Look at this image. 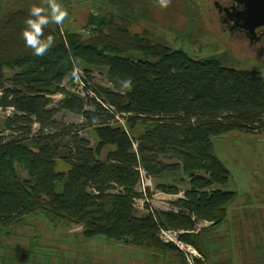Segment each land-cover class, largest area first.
I'll use <instances>...</instances> for the list:
<instances>
[{
  "label": "trees",
  "instance_id": "obj_1",
  "mask_svg": "<svg viewBox=\"0 0 264 264\" xmlns=\"http://www.w3.org/2000/svg\"><path fill=\"white\" fill-rule=\"evenodd\" d=\"M90 1L97 12L81 32L56 24L44 30L56 44L43 56L33 55L22 36L30 9L4 12L0 1V112H7L0 117V230L41 216L52 226L80 227L81 239L169 252L180 261L183 253L157 234L159 228L184 231L180 241L197 254L191 261L204 264L200 237L225 222L234 199L220 188L229 172L212 138L264 135V75L223 67L216 57L192 58L148 29L133 32L148 12V0ZM73 63L85 75L104 73L112 89L91 88L84 79L85 96L75 93ZM127 79L131 91L122 89ZM86 92L126 115L123 125ZM56 95L62 97L57 102ZM63 111L82 118L78 128L92 131L95 146L76 127L55 120ZM59 162L66 172L57 171ZM167 175L187 180L183 192L169 184L154 187L167 195L182 193L170 203L178 211L149 212L153 206L144 204L146 214L136 216L137 202L154 191H140L142 177L151 183Z\"/></svg>",
  "mask_w": 264,
  "mask_h": 264
},
{
  "label": "rangeland",
  "instance_id": "obj_2",
  "mask_svg": "<svg viewBox=\"0 0 264 264\" xmlns=\"http://www.w3.org/2000/svg\"><path fill=\"white\" fill-rule=\"evenodd\" d=\"M0 1L4 12L30 9L42 2ZM58 2L69 12L63 26L70 31L81 32L87 17L97 12L96 5L90 0ZM147 2L148 12L131 27L133 32L141 33L148 29L156 39L163 40L172 49L183 50L192 58L216 57L223 67L256 70L264 75V46L252 50L246 42L228 38L215 21L214 0H171L167 8L160 7L157 0ZM9 72L5 71L6 74ZM83 75L91 88L112 89L104 73L93 70ZM61 98L60 95L53 97L55 102ZM6 114L0 112V117ZM55 120L63 126L76 127L80 130L79 136L88 140L90 146H95L92 131L78 128L84 124L81 117L63 111L56 115ZM36 130L34 126L33 131ZM212 144L216 157L229 172L228 184L220 188L234 193V199L225 222L205 229L200 237L206 256L204 264H264V135L259 132H229L212 138ZM161 161L179 164L175 159L163 158ZM67 169L65 164L58 163L57 171L66 172ZM17 171L19 176H26L19 168ZM156 183L174 185L183 192L188 188L186 178L167 175L147 186L154 190L150 198L151 208L177 212L178 208L170 203L183 198V194L161 193L154 189ZM140 204L141 201L137 203L136 216L146 214ZM201 225L205 224L198 226ZM80 234L81 228L74 225L58 222L52 226L46 224L41 216L26 217L19 226L0 230V264H188L184 258L180 261V257L170 256L169 252L153 253L99 239H81ZM195 262L194 259L192 264Z\"/></svg>",
  "mask_w": 264,
  "mask_h": 264
},
{
  "label": "clouds",
  "instance_id": "obj_3",
  "mask_svg": "<svg viewBox=\"0 0 264 264\" xmlns=\"http://www.w3.org/2000/svg\"><path fill=\"white\" fill-rule=\"evenodd\" d=\"M162 8H167L171 0H157ZM69 12L58 0H42L41 5H34L29 10L28 18L25 20V28L22 32L23 39L28 48L35 56L45 55L50 48L56 44L53 35L45 37V29L50 24L63 25L68 18ZM122 89L131 91V79L122 82Z\"/></svg>",
  "mask_w": 264,
  "mask_h": 264
},
{
  "label": "flooded vegetation",
  "instance_id": "obj_4",
  "mask_svg": "<svg viewBox=\"0 0 264 264\" xmlns=\"http://www.w3.org/2000/svg\"><path fill=\"white\" fill-rule=\"evenodd\" d=\"M215 21L230 39L246 42L252 50L264 46V20L252 17L247 0H214Z\"/></svg>",
  "mask_w": 264,
  "mask_h": 264
},
{
  "label": "built area",
  "instance_id": "obj_5",
  "mask_svg": "<svg viewBox=\"0 0 264 264\" xmlns=\"http://www.w3.org/2000/svg\"><path fill=\"white\" fill-rule=\"evenodd\" d=\"M73 70L76 76V88L74 89V92L81 95V96H85V91L83 90L84 88V75H83V71L81 70V68H79V66L76 63H73ZM86 94H88L90 97H94L96 99V101L106 110L107 113H109L114 120L119 124L123 125L124 123V117H126V115L124 114H118L117 112H115L114 108L111 107L109 104L105 103L104 101H102L101 99H98L94 96L93 93L91 92H86ZM143 174V173H141ZM149 181L144 177H142V181H141V192L145 191V188L148 186ZM142 202V204H140L141 208H144V204H150L151 205V199L148 198H142L141 200H139ZM138 201V202H139ZM137 202V203H138ZM144 210V209H143ZM152 210H154L153 208H150L149 212H152ZM186 232L184 231H170V230H164L159 228L157 237L158 239L166 245H171L177 249L180 250V252L183 253L185 260L188 264H191V257H195L197 256L196 252L193 250L192 247L184 244L183 242L180 241L179 236L184 234Z\"/></svg>",
  "mask_w": 264,
  "mask_h": 264
},
{
  "label": "water",
  "instance_id": "obj_6",
  "mask_svg": "<svg viewBox=\"0 0 264 264\" xmlns=\"http://www.w3.org/2000/svg\"><path fill=\"white\" fill-rule=\"evenodd\" d=\"M251 5L252 17H258V19L264 20V0H247Z\"/></svg>",
  "mask_w": 264,
  "mask_h": 264
},
{
  "label": "crops",
  "instance_id": "obj_7",
  "mask_svg": "<svg viewBox=\"0 0 264 264\" xmlns=\"http://www.w3.org/2000/svg\"><path fill=\"white\" fill-rule=\"evenodd\" d=\"M167 195V194H166ZM180 195V194H179ZM173 196H175V195H173ZM136 249V248H135Z\"/></svg>",
  "mask_w": 264,
  "mask_h": 264
}]
</instances>
